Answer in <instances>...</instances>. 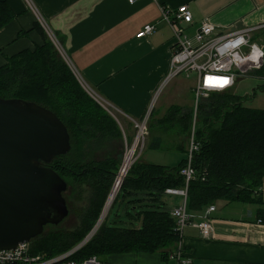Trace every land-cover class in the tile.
<instances>
[{
	"label": "crops",
	"instance_id": "1",
	"mask_svg": "<svg viewBox=\"0 0 264 264\" xmlns=\"http://www.w3.org/2000/svg\"><path fill=\"white\" fill-rule=\"evenodd\" d=\"M0 1L7 2L15 13V17L0 29L1 67L11 57L25 50L35 51L45 45L47 38L52 39L28 0ZM30 1L62 45L71 64L54 46L63 61L77 73L86 92L101 106L103 103L108 106L126 141L134 139L133 120L143 117L156 92L160 91L150 114L148 148L173 150L178 165L187 157L194 115L198 114L194 91L198 75L175 77L160 88L168 73L174 43L173 30L163 20L161 7L176 10L188 5L193 23L188 25L186 32L192 39L205 19L215 25V34L264 24V0ZM148 23L156 24L157 29L137 38V33ZM259 31L263 32L264 27L256 30L254 37ZM173 109H178V114L167 118ZM190 115L191 129L188 130L187 117ZM165 195L179 196L181 201L178 205H170ZM163 200L172 211L183 203L184 197L165 191ZM218 201L222 202L221 206ZM218 201L211 204L216 207L209 216L212 236L203 238L196 227L188 225L173 251L182 249L184 256L180 260L172 254L163 257L160 252H132L110 255V262L187 264L186 260H191V264H264V216L261 215L264 179L259 202ZM209 206L194 212L197 219Z\"/></svg>",
	"mask_w": 264,
	"mask_h": 264
},
{
	"label": "trees",
	"instance_id": "2",
	"mask_svg": "<svg viewBox=\"0 0 264 264\" xmlns=\"http://www.w3.org/2000/svg\"><path fill=\"white\" fill-rule=\"evenodd\" d=\"M14 17L9 4L0 1V29ZM54 46L47 38L44 46L22 51L0 67V97L34 101L54 111L67 126L72 149L49 166L68 183H80L89 196L77 230L31 241L34 253L48 257L68 251L93 230L121 167L119 158L82 161L86 146L123 136L116 119L85 91ZM259 74H264V67ZM260 89L264 90V82ZM203 100L198 105L196 138L201 148L188 188L189 209L200 212L218 200L259 202L264 179V109L247 106L232 91L213 93ZM178 112L171 110L167 118ZM187 119L190 130L191 115ZM185 162L186 158L177 166L135 162L114 203L123 197L130 221L139 220L140 226H122L117 219L112 223L105 219L74 258L96 255L109 259L110 255L132 252H160L168 257L179 236L163 196L167 188L185 183L180 174Z\"/></svg>",
	"mask_w": 264,
	"mask_h": 264
},
{
	"label": "built area",
	"instance_id": "3",
	"mask_svg": "<svg viewBox=\"0 0 264 264\" xmlns=\"http://www.w3.org/2000/svg\"><path fill=\"white\" fill-rule=\"evenodd\" d=\"M28 1L32 10L38 15L41 25L44 27L47 33H49L56 48L68 61L69 58L65 54L62 45L57 40L54 33L50 30L46 21L40 16L37 7L30 0ZM128 1L130 3H134L137 0ZM161 12L163 20L167 22L173 30L174 43L169 58L168 73L160 88H162V86L175 77L181 75L188 76L192 73H196V75H198V82L194 91L197 99L196 104L198 106L200 100L208 98L213 93H224L233 90L239 80L249 77H258L264 82V74H259V71L264 67V57H261L258 62L244 60L242 63H233L231 57V52L233 51L238 52L241 57L248 56L251 52L252 45H256L260 47L261 50H264V46L254 37L255 31L263 28L264 24L255 27H245L227 33L215 34V25L209 19H205L197 29L194 39H192L186 32L188 25L193 23V14L188 5H182L176 10H171L168 7L162 6ZM156 29V24L148 23L139 33H137L136 37H145L153 33ZM240 36H243L246 39V45H241L239 48L235 49H223L222 51L224 54L222 56L217 55V47L228 41L235 40ZM177 56L180 57L179 60L176 59ZM210 73L223 77H231V82L228 86L222 89H208L204 87V85L207 75ZM159 92L160 91L156 92L153 102L143 117L138 120H133L135 137L132 141L131 147L129 148L127 145L125 152L126 157L132 147L136 148L135 156L133 157V162L130 168L141 158L140 155L142 149H144L147 137L146 135L148 133L149 121L151 117L150 114L154 107V100ZM197 119L198 114L195 113L193 123L194 125L188 144L186 162L180 170V174L183 176L185 181L184 187H169L165 190L167 194L181 195L184 197L183 203L174 207L171 211V215L176 221L175 231L179 238L183 236L184 229L188 225H193L196 227L203 238H210L213 232V225L209 219V216L212 211L216 210L215 205H210L206 212L200 216L199 219H197L198 216L192 212L188 206V188L196 172L194 167V159L201 148L200 143L196 138ZM138 145H141L142 148L141 152L136 156ZM122 166L123 163L118 171L117 178L120 174ZM96 232L97 229L94 232L92 231L86 235L81 242L68 251L50 257L42 253H34L31 242L21 243L15 249L0 250V264H120L114 262H103L96 255H91L82 259L74 258V256L92 239ZM171 254L172 257H177L179 260L184 256L182 249H178V251ZM186 263L191 264V260H186Z\"/></svg>",
	"mask_w": 264,
	"mask_h": 264
},
{
	"label": "water",
	"instance_id": "4",
	"mask_svg": "<svg viewBox=\"0 0 264 264\" xmlns=\"http://www.w3.org/2000/svg\"><path fill=\"white\" fill-rule=\"evenodd\" d=\"M71 149L68 128L54 111L0 97V250L32 241L69 214L68 182L49 164Z\"/></svg>",
	"mask_w": 264,
	"mask_h": 264
},
{
	"label": "rangeland",
	"instance_id": "5",
	"mask_svg": "<svg viewBox=\"0 0 264 264\" xmlns=\"http://www.w3.org/2000/svg\"><path fill=\"white\" fill-rule=\"evenodd\" d=\"M256 35H255V39L257 38V40L262 42V44H263L264 43V31L263 32L259 31ZM58 54H59V52H58ZM59 56L61 57L60 54H59ZM70 64H69V66H70ZM73 73L75 74L76 78L80 82V80L77 76V73H75V72H73ZM184 76H186V75H182L183 78H186ZM191 79L192 78H190L189 82L192 83ZM80 84L82 85L81 82H80ZM262 84H263V80L261 78H258V77L245 78V79L239 80L237 82V85L233 88L232 92H234L238 96H240L244 100V104H246L247 106L253 107V108L264 109V90L260 89V86ZM82 87L85 89V91H87L86 87H84V86H82ZM203 101L204 100H200L199 103L201 104ZM103 105L105 107L104 106H102V107L105 110H107V111L110 110L108 108V106L105 105V103H103ZM198 119H199V116H198ZM149 132H150V127H148V133L146 135L147 137H146V141H145V146H144V149H142V152H141L142 146L138 145V147H137L136 156L138 153L141 152V155H140L141 158L138 161H142L145 163H159V164H165V165H169V166L178 165L179 160H178L177 155L175 154V152L173 150H167L165 148L159 149V150L148 148V141H149V136H150ZM134 137H135V135H134ZM132 140L128 139L126 141L125 137H121V138L117 137V138H113V139H108L107 141H105L101 145H97V143H93L91 145H88L85 148V152L82 156V161H85V162H91V161L103 162V161H108L109 158H119V159H121V165H122V163L124 165V163H125L124 157H125L126 148H127V145L129 146V148L131 147ZM140 144H142V143H140ZM132 149H134V155H133V157H134L136 148L132 147ZM187 150H188V148H187ZM131 162H133V160ZM121 170H122V168H121ZM121 170H120V172H121ZM117 174H118V172H117ZM117 174H116L114 181H113V184L109 190L108 197H110V194L113 190L114 184L116 183L117 179L121 175V174H119V176L117 178ZM124 180H125V178H124ZM124 180H123V182H124ZM123 182H122V184H123ZM83 189H84V187H82V185L80 183H73V184L68 183V188L64 192V197L67 201L69 214L59 224H57V225L49 224V225L45 226L44 232L40 235V237L45 238L46 236H49V235H54V234L61 233V232H72V231L78 229V227L82 224L81 214L85 210V208H87V206L89 205V201H88L89 196L86 194V191H85V193L82 192ZM108 197H107V199H108ZM165 197H167L166 200H169V203H171L170 205H178L181 201V197H179V196H176V197L175 196H169L168 197L167 195H165ZM107 199L105 201L106 203H107ZM124 201L125 200L122 197L117 202L114 203L110 212L106 216L107 217L106 221H108L109 223H112L115 219H117L118 225L139 227L140 223H141L139 220L130 221L131 218L128 215L127 204L124 203ZM106 203H104V206L106 205ZM221 203H222L221 201H218L219 206H221ZM94 205H95V203L93 202V206ZM104 206L102 208V211L104 209ZM102 211H101V213H102ZM117 215L119 217H117ZM98 220H97V222H98ZM97 222H96V224H97ZM101 260L103 262H110V260L108 258H104Z\"/></svg>",
	"mask_w": 264,
	"mask_h": 264
},
{
	"label": "clouds",
	"instance_id": "6",
	"mask_svg": "<svg viewBox=\"0 0 264 264\" xmlns=\"http://www.w3.org/2000/svg\"><path fill=\"white\" fill-rule=\"evenodd\" d=\"M247 41L243 36L236 38L235 40L228 41L219 47H217L216 52L218 56H222L223 49H235L239 48L241 45H246ZM231 57L233 63H242L244 60H251L253 62H258L261 57H264V50L256 45L251 46V52L246 57H241L238 52H231ZM177 60L180 59L179 56L176 57ZM231 82V77H223L216 74H208L204 87L208 89H222L229 85ZM206 94V93H205Z\"/></svg>",
	"mask_w": 264,
	"mask_h": 264
},
{
	"label": "bare ground",
	"instance_id": "7",
	"mask_svg": "<svg viewBox=\"0 0 264 264\" xmlns=\"http://www.w3.org/2000/svg\"><path fill=\"white\" fill-rule=\"evenodd\" d=\"M53 42V41H52ZM55 45V44H54ZM133 155H134V149H132V150H130V152H129V154H127V156H126V158H125V163H124V165H123V167H122V170H121V172H120V177L117 179V181H116V183L114 184V187H113V190H112V192H111V194H110V197H108V199H107V203H106V205L104 206V209H103V211H102V213H101V215H100V218H99V220H98V223L96 224V226L93 228V232L97 229L98 230V228H99V226L101 225V223H103L104 221H105V219L107 218L106 216H107V214L110 212V210H111V207H112V205H113V203H114V201H115V199H116V196L118 195V192H119V190H120V187H121V185H122V182H123V180H124V178H125V176L127 175V173H128V171H129V168H130V166H131V164H132V158H133ZM91 231V232H92ZM90 232V233H91ZM31 242V241H30Z\"/></svg>",
	"mask_w": 264,
	"mask_h": 264
},
{
	"label": "flooded vegetation",
	"instance_id": "8",
	"mask_svg": "<svg viewBox=\"0 0 264 264\" xmlns=\"http://www.w3.org/2000/svg\"><path fill=\"white\" fill-rule=\"evenodd\" d=\"M47 226V225H46Z\"/></svg>",
	"mask_w": 264,
	"mask_h": 264
}]
</instances>
